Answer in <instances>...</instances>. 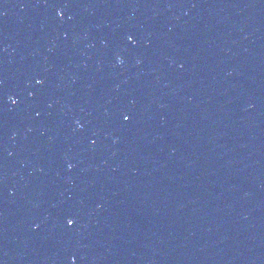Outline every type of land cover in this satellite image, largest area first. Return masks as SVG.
Instances as JSON below:
<instances>
[{"label":"water","instance_id":"95a60500","mask_svg":"<svg viewBox=\"0 0 264 264\" xmlns=\"http://www.w3.org/2000/svg\"><path fill=\"white\" fill-rule=\"evenodd\" d=\"M0 264H264V0H123L0 173Z\"/></svg>","mask_w":264,"mask_h":264},{"label":"snow or ice","instance_id":"6c2138e0","mask_svg":"<svg viewBox=\"0 0 264 264\" xmlns=\"http://www.w3.org/2000/svg\"><path fill=\"white\" fill-rule=\"evenodd\" d=\"M129 39H131V38H129ZM37 83H40V81H37ZM15 102H16V101H13V103H15ZM124 119H125V120H128L129 117H128V116H124ZM67 224H68V225H72V224H74V220L71 219V218H69V219L67 220Z\"/></svg>","mask_w":264,"mask_h":264}]
</instances>
